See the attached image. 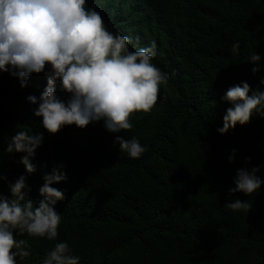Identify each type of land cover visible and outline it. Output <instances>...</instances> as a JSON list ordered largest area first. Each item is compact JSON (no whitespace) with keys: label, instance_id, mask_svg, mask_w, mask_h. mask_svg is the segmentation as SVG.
Masks as SVG:
<instances>
[{"label":"trees","instance_id":"obj_1","mask_svg":"<svg viewBox=\"0 0 264 264\" xmlns=\"http://www.w3.org/2000/svg\"><path fill=\"white\" fill-rule=\"evenodd\" d=\"M85 7L109 32L130 37L129 51L155 43L152 63L166 82L151 111L130 114L132 128L119 133L147 147L133 159L114 146L102 121L48 133L33 115L37 105L26 100L39 101L43 73L31 74L24 88L0 73V176L7 177L0 195L10 198L7 184L25 175L35 204L45 172L63 164L67 177L51 185L64 194L55 205L57 238L14 232L29 252L16 264H42L58 242L68 243L79 264H264V184L249 196L228 193L237 169L260 166L264 180V118L217 132L231 107L221 100L229 87L245 81L249 95L264 90V71L253 75L247 63L253 52L264 56V0H86ZM17 130L43 135L31 175L19 163L22 154L5 152ZM236 198L251 205L248 213L224 208Z\"/></svg>","mask_w":264,"mask_h":264},{"label":"clouds","instance_id":"obj_2","mask_svg":"<svg viewBox=\"0 0 264 264\" xmlns=\"http://www.w3.org/2000/svg\"><path fill=\"white\" fill-rule=\"evenodd\" d=\"M85 4L86 0H0V73L17 78L21 88L31 74L43 73L46 86L39 101L34 95H28L26 100L37 105L33 115L41 118L40 126L48 133L56 134L67 125L83 129L102 121L103 128L115 134L113 144L119 152L138 159L147 147L135 137L125 139L119 133L132 128L130 114L151 111L159 86L166 82L165 75L152 63L156 45L129 51L130 37L109 32L101 15ZM239 49L237 41L230 52L238 55ZM262 60L264 56L257 52L247 58V63L253 65V75L264 71ZM258 79L264 86V75ZM58 92L67 94V98L62 99ZM249 93L250 85L241 81L221 97L231 107L222 117L223 126L217 129L220 135L237 124H247L254 116L264 118V90L257 88ZM42 141V133L17 130L9 138L5 152L22 154L19 163L31 175L37 171L33 160ZM236 152L231 150L230 164ZM250 161V157L244 158L246 165ZM259 172L260 166L237 169L229 195L249 196L259 191L264 184ZM66 178L63 164L45 172L38 190L42 199L35 204L26 196L29 189L25 175L7 184L10 198L0 195V264H16L17 257L29 255L27 241L15 239L14 232L50 241L57 238L61 215L55 205L64 199V194L51 185ZM0 179L7 181V177ZM224 208L248 213L251 205L236 198L226 202ZM42 264H79V257L72 255L67 242H58L46 253Z\"/></svg>","mask_w":264,"mask_h":264}]
</instances>
